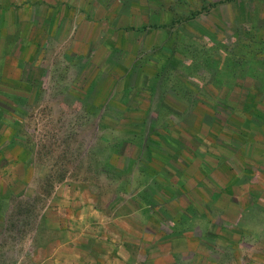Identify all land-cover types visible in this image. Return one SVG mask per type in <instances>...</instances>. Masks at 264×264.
<instances>
[{"label": "rangeland", "instance_id": "374dc122", "mask_svg": "<svg viewBox=\"0 0 264 264\" xmlns=\"http://www.w3.org/2000/svg\"><path fill=\"white\" fill-rule=\"evenodd\" d=\"M0 60V135L18 136L0 163H26L19 194L4 190L0 264L43 258L60 185L104 215L143 199L147 253L128 248L139 264L176 242L181 264H264V116L248 110L264 111V0H0ZM141 121L188 133L139 126L149 150L119 156Z\"/></svg>", "mask_w": 264, "mask_h": 264}, {"label": "crops", "instance_id": "0c3cea01", "mask_svg": "<svg viewBox=\"0 0 264 264\" xmlns=\"http://www.w3.org/2000/svg\"><path fill=\"white\" fill-rule=\"evenodd\" d=\"M1 63L0 60V90L3 91L5 83ZM165 89L164 87L163 90ZM4 143L2 141L0 147L4 146ZM24 164L25 161H12L5 166L0 163V209L4 190L10 188L8 194H19L21 188H15L10 182L20 179L19 171H25ZM56 188H60L61 191L65 189L61 185ZM60 190L57 195L51 197L49 201L51 206L49 203L46 206L51 212L53 226L51 229L57 231L59 236L48 238L44 244L45 255L42 259L32 260L31 255L24 254L18 258L17 264H20L22 258H29L26 259L29 264H139L135 262L136 258L128 248L135 246L138 250L137 255L139 252L147 253V250H144L146 243L141 240L145 233L144 226H141V222L136 218L142 208L117 216L104 215L97 209L93 195L90 194V198L86 200L79 191L73 195L64 193L60 195ZM62 206H66L67 212H62ZM197 216L202 221L208 218L205 214H189L188 221ZM104 217L109 221L119 222L122 226L111 228ZM33 241L30 239L28 244L36 247ZM185 245V242L172 244L168 254L170 259L165 262L153 260L149 262L143 258L142 264H181L180 258ZM103 246L106 252L102 254L100 249Z\"/></svg>", "mask_w": 264, "mask_h": 264}, {"label": "trees", "instance_id": "16d2710c", "mask_svg": "<svg viewBox=\"0 0 264 264\" xmlns=\"http://www.w3.org/2000/svg\"><path fill=\"white\" fill-rule=\"evenodd\" d=\"M192 13H193V11H192ZM196 13V12H195ZM140 71V70H139ZM138 71V72H139ZM140 74H142L143 75V78H144V83H143V85L145 84V82L147 81V79L149 78V74H146V73H140ZM97 75H99V73L97 74ZM125 75V73H122V75H121V77L120 78H122L123 76ZM227 75L229 76V74L227 73ZM226 75V76H227ZM230 77H232V76H230ZM232 79H233V77H232ZM91 84H95V82L93 81ZM90 84V85H91ZM138 85V83H136V85L134 84L133 86H131V87H136ZM92 86V85H91ZM163 105V104H162ZM161 105V108H163V109H167L168 111H172L171 109H169L168 107H164L165 105H163L162 106ZM262 108V107H261ZM234 110V109H233ZM248 110H251V112L252 113H254V115H262V116H264V111H263V109H258V107L257 106H251V107H249V109ZM139 126H141V127H143V129H144V132L146 131L147 132V134L149 133V132H153L156 136H158L159 138L160 137H168V138H170V141L171 142H175L174 140H172L171 138L172 137H170L174 132H177L176 134L179 136L180 134H183L182 132H185V133H188L187 131H183V130H172V132H171V129H170V126H164L163 125V123L161 122V123H159V121L157 122V121H151V122H149V123H147V122H145V121H141L139 124L138 123H131V124H127V129L126 130H128V135H131V136H133V137H128V136H126V134L125 135H121V138L116 142V144L117 145H115V152L117 153V154H119V156H122L123 154H124V152H123V149H122V147H124L126 144H129V143H131V145L132 146H135V147H137L138 148V151H137V153H136V155H135V158L136 159H138V158H140V155H141V153L146 149V150H149L148 149V142H150L151 141V139L147 136V135H144L142 138L140 137V139L138 138V136H137V134L135 133L136 131H138L139 130ZM160 127V128H159ZM162 128V129H161ZM150 129H155L154 131H150ZM123 131H124V129H123ZM180 131V132H179ZM2 136L0 135V138H1ZM7 137V139L6 140H4V137H2V141L4 140V145H5V148H4V146H3V150H5V149H9V148H11V147H13L14 145H16V143H17V139H18V136L17 135H14V132L12 131V133H10L9 134V136H6ZM179 141V140H178ZM1 143L2 142H0V145H1ZM117 147V148H116ZM192 152H193V154L191 155V158H195V157H202V154L203 153H201V151L197 148H195L194 150H192ZM103 165L106 167L108 164L107 163H103ZM109 166V165H108ZM228 187H230V186H228ZM140 192H141V194H142V192H143V188H141L140 189ZM213 195H215V196H217V194H213ZM213 195H211V197L213 198V199H215V197L213 196ZM139 203H140V201H139ZM139 207L141 208H145L146 207V203L143 201V199H142V205H141V203H140V205H139Z\"/></svg>", "mask_w": 264, "mask_h": 264}]
</instances>
